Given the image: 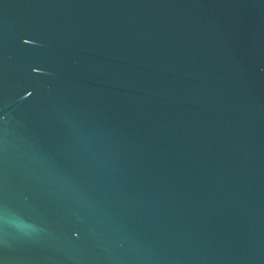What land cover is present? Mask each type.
Listing matches in <instances>:
<instances>
[{
    "label": "water",
    "instance_id": "1",
    "mask_svg": "<svg viewBox=\"0 0 264 264\" xmlns=\"http://www.w3.org/2000/svg\"><path fill=\"white\" fill-rule=\"evenodd\" d=\"M0 264H264V0H0Z\"/></svg>",
    "mask_w": 264,
    "mask_h": 264
}]
</instances>
